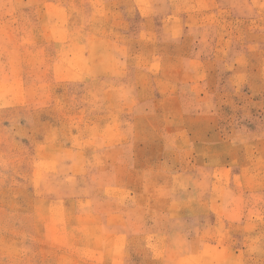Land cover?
Listing matches in <instances>:
<instances>
[{"label": "rangeland", "instance_id": "obj_1", "mask_svg": "<svg viewBox=\"0 0 264 264\" xmlns=\"http://www.w3.org/2000/svg\"><path fill=\"white\" fill-rule=\"evenodd\" d=\"M0 264H264V0H0Z\"/></svg>", "mask_w": 264, "mask_h": 264}]
</instances>
